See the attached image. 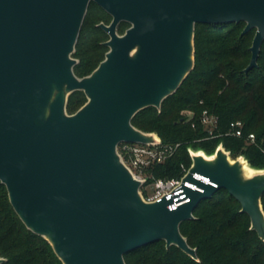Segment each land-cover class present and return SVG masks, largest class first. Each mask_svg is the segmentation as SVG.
<instances>
[{
  "label": "water",
  "instance_id": "95a60500",
  "mask_svg": "<svg viewBox=\"0 0 264 264\" xmlns=\"http://www.w3.org/2000/svg\"><path fill=\"white\" fill-rule=\"evenodd\" d=\"M91 1L111 16L97 24L107 50L78 76L72 54ZM238 21L242 33L254 29L247 72L264 40V0H0V182L22 223L62 264H126V252L159 239L196 259L180 223L217 189L239 202L264 242V166L230 157L222 142L211 152L189 145L183 178L203 190L185 186L189 200L169 209L164 197H143L146 178L117 150L121 142L161 143L131 118L159 110L192 70L196 23ZM121 22L128 26L119 33ZM75 91L86 100L68 112Z\"/></svg>",
  "mask_w": 264,
  "mask_h": 264
},
{
  "label": "trees",
  "instance_id": "16d2710c",
  "mask_svg": "<svg viewBox=\"0 0 264 264\" xmlns=\"http://www.w3.org/2000/svg\"><path fill=\"white\" fill-rule=\"evenodd\" d=\"M110 19L96 3H89L72 54L79 59L73 68L76 75L88 74L104 57L107 34L97 24L109 23ZM244 25L243 21L196 23L192 70L176 91L163 99L159 110L148 107L131 118L134 126L155 131L161 144L178 143L162 162L148 168V181L180 176L183 167L187 169L191 163L189 145L212 151L222 142L231 155L243 154L251 165L264 166V40L257 66L244 72L254 34V29L242 33ZM127 26L121 22L118 32ZM85 100L82 91L73 92L67 111H75ZM203 109L217 116L212 135L201 123ZM237 119L243 122L241 136L228 133L229 123ZM248 132H254L255 143L247 142ZM261 203L264 210V191ZM193 215L180 223V231L196 249V259L159 239L126 252V264H264V242L250 228L249 217L240 210L239 202L224 189L202 199ZM0 255L5 257L0 264H62L48 241L22 223L1 182Z\"/></svg>",
  "mask_w": 264,
  "mask_h": 264
},
{
  "label": "built area",
  "instance_id": "2783aa9c",
  "mask_svg": "<svg viewBox=\"0 0 264 264\" xmlns=\"http://www.w3.org/2000/svg\"><path fill=\"white\" fill-rule=\"evenodd\" d=\"M191 114V112H188ZM201 123L206 128L209 135H212L214 128L217 125V116L206 109H203L200 115ZM243 130V122L239 119L233 120L229 123L228 133L241 136ZM246 140L249 143H255L256 138L254 132H248L246 134ZM176 143L172 145L163 144H142L121 142L117 145V150L121 154L123 161L128 159L125 163L132 170L134 176L139 179L146 178V180L140 186V192L146 200H159L164 197L170 202L167 204L169 209L177 207L179 204L189 200L185 186L191 187L202 191L203 189L196 183L184 179L183 175L187 172L188 168L183 167V173L178 177H156L147 180L150 176L148 173H144V170L148 166L155 163L162 162L167 156H169L175 147ZM193 176L206 183H211L216 186V183L210 181L209 178L200 173L194 172Z\"/></svg>",
  "mask_w": 264,
  "mask_h": 264
},
{
  "label": "rangeland",
  "instance_id": "374dc122",
  "mask_svg": "<svg viewBox=\"0 0 264 264\" xmlns=\"http://www.w3.org/2000/svg\"><path fill=\"white\" fill-rule=\"evenodd\" d=\"M217 144H218V143H217ZM150 145H152V144H150ZM191 146H192V145H191ZM196 147H197V146H193V148H196ZM214 148H215V147H214ZM207 152H211V151H207ZM121 154H122V153H121ZM236 156H237V155H236ZM236 156H235V155H231V153H230V157H236ZM126 161H128V159L125 158V162H126ZM149 167H150V166H148L147 169L144 170V173H146V174L148 173V168H149Z\"/></svg>",
  "mask_w": 264,
  "mask_h": 264
},
{
  "label": "bare ground",
  "instance_id": "6f19581e",
  "mask_svg": "<svg viewBox=\"0 0 264 264\" xmlns=\"http://www.w3.org/2000/svg\"><path fill=\"white\" fill-rule=\"evenodd\" d=\"M248 172V171H247Z\"/></svg>",
  "mask_w": 264,
  "mask_h": 264
}]
</instances>
